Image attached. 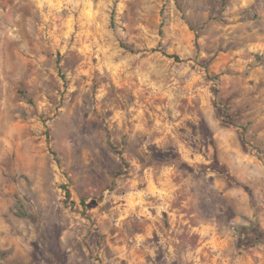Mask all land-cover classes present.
I'll return each mask as SVG.
<instances>
[{
    "label": "rangeland",
    "instance_id": "rangeland-1",
    "mask_svg": "<svg viewBox=\"0 0 264 264\" xmlns=\"http://www.w3.org/2000/svg\"><path fill=\"white\" fill-rule=\"evenodd\" d=\"M0 264H264V0H0Z\"/></svg>",
    "mask_w": 264,
    "mask_h": 264
},
{
    "label": "trees",
    "instance_id": "trees-1",
    "mask_svg": "<svg viewBox=\"0 0 264 264\" xmlns=\"http://www.w3.org/2000/svg\"><path fill=\"white\" fill-rule=\"evenodd\" d=\"M112 27H113V25H112ZM122 45L125 49L131 50V48H129V46H127L125 44H122ZM111 148L114 149L113 146H111ZM20 210L22 211L21 207H20ZM21 213H22V215H25V212H21ZM237 233L239 234L241 239L247 240V242L245 244V246H247V247H250V246L254 245L255 243H259V242L263 241V235L257 230L248 231L247 229H238Z\"/></svg>",
    "mask_w": 264,
    "mask_h": 264
}]
</instances>
